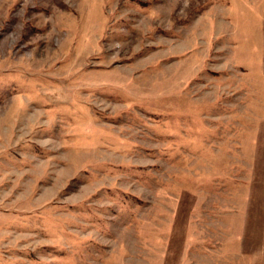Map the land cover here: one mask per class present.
<instances>
[{
    "label": "rangeland",
    "instance_id": "obj_1",
    "mask_svg": "<svg viewBox=\"0 0 264 264\" xmlns=\"http://www.w3.org/2000/svg\"><path fill=\"white\" fill-rule=\"evenodd\" d=\"M0 264H264V0H0Z\"/></svg>",
    "mask_w": 264,
    "mask_h": 264
}]
</instances>
